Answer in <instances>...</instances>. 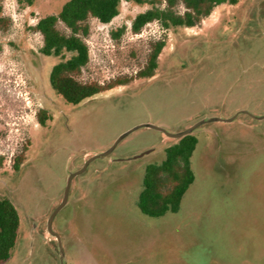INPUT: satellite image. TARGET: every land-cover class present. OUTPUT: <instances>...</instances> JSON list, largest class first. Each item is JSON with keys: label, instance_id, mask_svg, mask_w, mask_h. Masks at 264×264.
Returning <instances> with one entry per match:
<instances>
[{"label": "rangeland", "instance_id": "374dc122", "mask_svg": "<svg viewBox=\"0 0 264 264\" xmlns=\"http://www.w3.org/2000/svg\"><path fill=\"white\" fill-rule=\"evenodd\" d=\"M66 1L2 0L0 197L15 205L20 225L0 264H62L56 235L64 264H264V0L222 3L194 27L163 29L154 21L140 33L132 21L152 5L122 0L111 22L89 19L90 61L79 78H134L152 42L165 37L156 74L78 104L51 86L59 58L40 52L43 37L34 29ZM42 109L51 117L46 125ZM198 122L195 180L180 210L143 213L137 199L146 165L162 161L177 141L167 133ZM145 123L162 129H134L73 178L52 234L48 220L70 173Z\"/></svg>", "mask_w": 264, "mask_h": 264}, {"label": "trees", "instance_id": "16d2710c", "mask_svg": "<svg viewBox=\"0 0 264 264\" xmlns=\"http://www.w3.org/2000/svg\"><path fill=\"white\" fill-rule=\"evenodd\" d=\"M17 1L20 5L30 6L35 0ZM127 1L152 5L138 13L132 21V31L140 33L148 23L154 21L159 22L163 29L194 27L209 16L216 6L222 3L236 4L240 0ZM121 2L122 0H67L57 13L42 16L35 24L34 29L43 37L40 52L59 58L51 68L50 83L66 102L78 104L97 93L129 84L136 77L151 78L156 74L160 54L166 46L165 37L152 42L146 65L134 78L125 76L107 83L79 78V74L90 61L89 46L85 39L90 32L89 19L96 18L102 23L111 22L120 13ZM180 6H183V10ZM2 12L3 3L0 0V30L6 21ZM60 24L65 29H61ZM123 31L122 27L114 31L113 35L120 36ZM38 118L41 125H46L51 117L42 109ZM176 138V142L165 148L166 157L162 161L147 164L145 167L143 187L137 205L149 216L159 217L167 212H178L184 194L195 180L191 157L198 138L193 133ZM21 163L22 157H17L14 168L18 169ZM19 225L20 218L15 205L8 198L0 197V263L10 258Z\"/></svg>", "mask_w": 264, "mask_h": 264}, {"label": "water", "instance_id": "95a60500", "mask_svg": "<svg viewBox=\"0 0 264 264\" xmlns=\"http://www.w3.org/2000/svg\"><path fill=\"white\" fill-rule=\"evenodd\" d=\"M234 117L228 119V120H232ZM214 120H219L220 118H213ZM203 122V121H202ZM202 122H198L196 123L195 125H193L192 127L184 130V131H181V132H178V133H167L169 136L171 137H181L183 135H186V134H189V133H192L196 127H198ZM141 126H149V127H153V128H157V129H162L161 127L159 126H156L154 124H151V123H145V124H142V125H138L132 129H130L129 131H127L126 133H124L123 135H121L116 141L115 143L106 151H104L103 153H99V154H96V155H93L92 157H90L85 165L77 170V171H74V172H71L69 177H68V180H67V186H66V189H65V193H64V198H63V201L60 203V205L53 211V213L50 215L49 217V220H48V229L49 231L56 235L52 229V224H53V220L56 216V214L58 213V211L63 207L65 206V204L67 203L68 201V198H69V192H70V187H71V183H72V180L73 178L79 174V173H82L86 168L87 166L89 165V163L94 160L96 157H99V156H102V155H107L108 153H110L115 147L116 145L118 144V142L125 136L127 135L129 132L133 131L134 129L138 128V127H141ZM57 236V239H58V243H59V248H60V254H61V260H62V264H64V257H65V254H64V249H63V246H62V243H61V240H60V237L58 235Z\"/></svg>", "mask_w": 264, "mask_h": 264}]
</instances>
